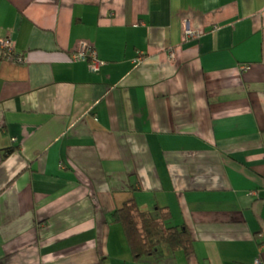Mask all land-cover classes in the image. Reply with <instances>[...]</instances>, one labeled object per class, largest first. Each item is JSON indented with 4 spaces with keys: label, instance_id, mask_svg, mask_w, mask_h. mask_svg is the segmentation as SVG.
Masks as SVG:
<instances>
[{
    "label": "crops",
    "instance_id": "obj_1",
    "mask_svg": "<svg viewBox=\"0 0 264 264\" xmlns=\"http://www.w3.org/2000/svg\"><path fill=\"white\" fill-rule=\"evenodd\" d=\"M4 37L0 264L264 262V0H0ZM133 197L195 253L135 260Z\"/></svg>",
    "mask_w": 264,
    "mask_h": 264
},
{
    "label": "trees",
    "instance_id": "obj_2",
    "mask_svg": "<svg viewBox=\"0 0 264 264\" xmlns=\"http://www.w3.org/2000/svg\"><path fill=\"white\" fill-rule=\"evenodd\" d=\"M161 215L154 216L132 198L113 213V221L121 224L135 260L151 256L164 244L173 252L195 253V239L185 223H172L169 207H161Z\"/></svg>",
    "mask_w": 264,
    "mask_h": 264
},
{
    "label": "built area",
    "instance_id": "obj_3",
    "mask_svg": "<svg viewBox=\"0 0 264 264\" xmlns=\"http://www.w3.org/2000/svg\"><path fill=\"white\" fill-rule=\"evenodd\" d=\"M187 26L188 27L186 29V32L188 36L198 35L197 31L193 27H190L189 25ZM0 55H5L6 57L9 58L23 60V56H16L14 44L11 41V39L8 37L0 38ZM176 55H177V49L174 48L170 52V56L176 57ZM72 59L75 61L78 60L89 61L91 68L95 71H97L100 68V65L102 63V61L98 56L97 47L94 44L88 42L82 43L81 47H79L76 51L72 53ZM243 68H246V66L244 65L242 69ZM253 264H264V262L262 261L261 258H257Z\"/></svg>",
    "mask_w": 264,
    "mask_h": 264
},
{
    "label": "bare ground",
    "instance_id": "obj_4",
    "mask_svg": "<svg viewBox=\"0 0 264 264\" xmlns=\"http://www.w3.org/2000/svg\"><path fill=\"white\" fill-rule=\"evenodd\" d=\"M71 57H72V54H71Z\"/></svg>",
    "mask_w": 264,
    "mask_h": 264
}]
</instances>
